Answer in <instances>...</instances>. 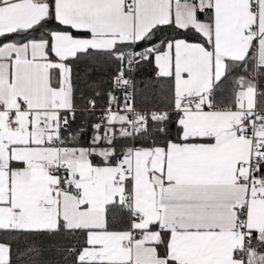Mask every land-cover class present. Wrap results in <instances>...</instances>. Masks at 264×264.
Here are the masks:
<instances>
[{
	"label": "snow or ice",
	"instance_id": "snow-or-ice-1",
	"mask_svg": "<svg viewBox=\"0 0 264 264\" xmlns=\"http://www.w3.org/2000/svg\"><path fill=\"white\" fill-rule=\"evenodd\" d=\"M0 264H264V0H0Z\"/></svg>",
	"mask_w": 264,
	"mask_h": 264
}]
</instances>
